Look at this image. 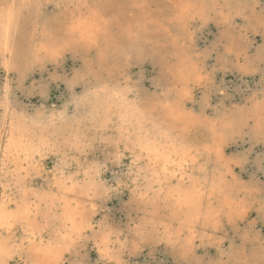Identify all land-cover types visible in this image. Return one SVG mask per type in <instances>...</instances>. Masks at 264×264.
I'll return each instance as SVG.
<instances>
[{
	"label": "rangeland",
	"instance_id": "rangeland-1",
	"mask_svg": "<svg viewBox=\"0 0 264 264\" xmlns=\"http://www.w3.org/2000/svg\"><path fill=\"white\" fill-rule=\"evenodd\" d=\"M8 1L0 0V9ZM85 1L81 13L112 21L120 45L122 33L136 30L142 17L155 25L137 52L79 46L34 58V47L68 38L83 0L44 1L41 15L30 9L21 18L14 55L5 57L7 72L0 56V120L8 108L10 136L35 151L26 162L11 147L1 155L0 206L19 212L28 203L29 209L27 220L16 215L0 230L2 264H36L33 247H61L59 264H264V253L258 255L264 244V0H206L209 11L185 26L173 0H144L143 9L139 0ZM183 93L190 94L185 106L192 118L242 119L226 148L237 177L228 175L225 183L251 204L246 220L215 233L198 226L191 242L187 232H177L147 158L126 150L122 138H133V131L121 128L138 116L134 110L156 108L147 133L163 137L169 122L161 108ZM171 136L200 146L212 133L199 126ZM195 166L210 178L217 165L203 155ZM67 188L90 218L72 234L63 221Z\"/></svg>",
	"mask_w": 264,
	"mask_h": 264
},
{
	"label": "bare ground",
	"instance_id": "bare-ground-1",
	"mask_svg": "<svg viewBox=\"0 0 264 264\" xmlns=\"http://www.w3.org/2000/svg\"><path fill=\"white\" fill-rule=\"evenodd\" d=\"M44 1L48 2L49 0H19L17 1L18 5H16L15 0H9V3L7 4L6 2L7 5L0 9V56L2 65L5 69L4 72L10 70L9 63L5 61V57L7 55H14L15 39L18 32L20 31L21 18L23 17V15L26 16L27 14H29L30 9L33 11L35 10L39 15H41V8L44 7L41 6ZM138 2L139 4H141L138 7L143 9V7L145 6V1L139 0ZM86 3L87 2L83 0V2L80 3L78 7H75V12L72 13L73 21H71L72 24L68 31V38L63 39L59 43L50 44L51 46L43 45L34 47V58L38 53H43L46 56H58L60 50L62 51L66 50L65 48L68 47L71 48L79 46L85 50L104 46L105 49H108V52L110 50L112 52H115L114 54H116V52L123 53L125 52V50L127 52H137L138 49L141 50L139 48L141 44L148 43V40H150L151 36L147 34V32L145 33V31L150 26L155 25L153 19L142 17V24L140 26H137V28H134L136 30H132V28H125L126 33H122V38L126 39L125 44L120 45L119 41L121 38L119 39V37L117 38L116 36L111 34V27L113 26L111 25L112 21H104L102 20L100 15H96L93 12L89 14L81 13L82 6L86 5ZM173 4L178 8V18L182 21V24L184 26L187 25V21L191 17L197 15L202 16L207 13L210 8L206 0H173ZM85 11H89V9L87 8L85 9ZM75 13H77V16L73 17ZM157 28H159V26H157ZM141 34L146 35L143 37L141 36ZM122 40L123 39H121V41ZM118 95L120 99H124L126 96V94ZM185 99H190L189 93H183L180 96H177L173 100V102L161 108L164 118L167 122H169V124H167L166 126V128L168 129V134L163 135V137H161V135L150 136L147 133L148 128L152 127L151 122L156 115V108H144L142 110L139 109L138 111L134 110V113H132L138 116L130 117L128 121H125L124 119V127L122 126L121 128L124 131H128V133L133 131V138H122L126 150L131 151L132 153H137V156L139 157L143 156L144 158H147L148 165L150 166L148 167L147 171L153 178L160 177V180L154 181L160 184L159 190L161 191V194H163L165 200L172 205L170 208V213L171 215H173L174 220L179 222L177 232H187L189 242H191L196 238L195 234L196 228L198 226H201V228L204 230L213 231V233H215L221 230L224 224L236 225L237 222L246 220L248 214H250L251 212H248L251 204L247 205L248 199H238L235 189L231 186H228L227 182H229V180H226L228 179L226 178V176L228 175L232 176L231 178L237 177V175H233V171L231 168L232 162L231 159L227 158L226 148L232 132L236 130H242L244 125L242 119L239 116L229 117L223 121H206L201 119L197 120L195 118H192L191 114L186 111ZM122 102L123 101H121V103ZM124 109H126V107H124ZM9 113L10 112L8 111V108H5L0 120V160L2 153H4L6 149L11 147V149H13L14 152L19 155L22 161L26 162L35 151L34 146L20 137L18 139H13L12 136H10V128L8 125ZM199 126L206 127L208 131L212 133L211 140L200 146L190 144L188 141H176L178 139L171 136V133L175 132L176 130L181 134H185L190 130H196ZM203 155L212 157L216 162V165L219 166H215L213 168V173L211 174L210 178H207L200 168H198L196 171L194 170L195 164L201 159ZM22 161L20 160V162ZM189 172L191 173L189 174ZM225 180L227 181V185L225 183ZM236 182H238V179L234 183L236 184ZM66 193L67 196L64 199V206H66L67 208H65L66 217L63 219V221L68 222V227L70 233L72 234L76 233L77 230L82 228V226L84 227V225H90V218L82 212L84 205L78 203V201L75 200L74 189L67 188ZM27 205L28 203L26 205L25 203H22V208H20L19 212H10L8 207L0 206V230L6 229L9 226V220L11 218H15L16 215H19L18 219H26V212L29 213ZM78 214L79 220H76ZM31 228L34 231L35 227L33 226V224ZM104 242L105 241H101V244H104ZM6 245L7 244L5 243V246ZM49 246L50 245L48 244L47 247ZM260 247L261 251H263L264 244H261ZM33 249V251L31 250L32 259L36 264H59V262H61V247H58L57 250L52 248L55 251L49 250L48 248V250H44L39 247H33ZM5 251L3 247L0 246V264H2V259L6 255ZM256 251L257 250H255V253ZM260 252L258 255H262L264 253V251L261 254ZM252 256L254 255L252 254Z\"/></svg>",
	"mask_w": 264,
	"mask_h": 264
}]
</instances>
